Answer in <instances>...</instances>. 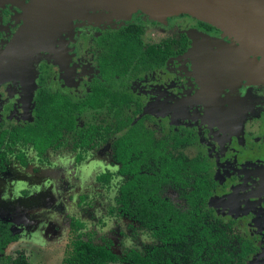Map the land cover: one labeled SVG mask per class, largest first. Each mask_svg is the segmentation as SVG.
I'll return each mask as SVG.
<instances>
[{"label":"flooded vegetation","instance_id":"1","mask_svg":"<svg viewBox=\"0 0 264 264\" xmlns=\"http://www.w3.org/2000/svg\"><path fill=\"white\" fill-rule=\"evenodd\" d=\"M27 8L28 18L15 31L0 55V84L11 79H26L35 50L49 43L61 23L85 11L58 21L45 43L35 47L19 64L7 66L4 64L7 63L4 61L7 49L18 32L28 20L38 23L34 0H30ZM30 8L34 15H31ZM132 25L138 27L136 38L140 48L136 56L127 58V36L122 31ZM194 28L203 36L214 34V27L204 22H197ZM145 34V29L135 23L99 34L94 43L97 77L80 99L73 100L61 91H49L41 83L30 110L32 120L25 122L27 117L19 118L13 127L0 128V179L6 174L7 155L13 154L14 147L29 146L39 159H43L48 151L62 148L68 136L72 135V149L80 152L75 157L77 163L82 162L85 154L102 150L108 152L112 163L117 166V174L124 179L118 189L120 213L151 231L152 236L162 244L154 248L165 246L162 238L124 211L119 202L121 188L135 175L153 177L157 201L169 204L177 215L201 216L205 225L216 224L219 231L224 230L228 235L227 243L225 240L220 249L232 256V264H243L258 249L264 250V84H260L255 62L246 59L248 52L257 53L245 49L232 36L229 37L240 49L234 53L220 44L206 43L205 40L193 43L184 33L146 45ZM150 48L170 54L162 62H154L148 56ZM190 50L191 61L186 63H190L189 68L195 73L192 78L196 88H191L194 92L190 91L191 81L181 65L174 66L181 64L179 58ZM257 56L260 61L261 57ZM13 59L18 58H10ZM170 61L177 62L172 65L173 68L169 67ZM133 76L140 79L137 84L140 99L128 91V81ZM111 82H115L116 86ZM149 88L154 91L152 98L149 97L152 91ZM225 90L232 97H222ZM176 96L182 98L180 104L184 108L195 105L196 113L189 110L182 115L178 111L173 115L158 113L154 122L143 114L144 103L147 106L149 99L158 104L161 98H166L165 103L170 105V100L178 99ZM39 101L45 115L50 110V104L56 107L59 130L49 143L43 137L42 145L36 146L30 133L22 139L16 132L27 131L35 125ZM86 109L98 116L103 113V118L79 128V116ZM15 158L21 170L22 167L27 169L22 154H17ZM130 170L137 171L134 175ZM110 178L111 174L107 172L99 175L97 181L109 183ZM168 192L182 204L178 205L170 199ZM215 192L218 218L208 210ZM23 198L27 197L21 196L20 200ZM228 211L236 217L235 223L221 220ZM0 223L9 224V231L17 236L12 232L11 223L1 219ZM206 248L207 245L205 251ZM244 248L249 252L240 257ZM153 249L145 255L130 252L146 256Z\"/></svg>","mask_w":264,"mask_h":264},{"label":"rangeland","instance_id":"2","mask_svg":"<svg viewBox=\"0 0 264 264\" xmlns=\"http://www.w3.org/2000/svg\"><path fill=\"white\" fill-rule=\"evenodd\" d=\"M29 2L0 0V55L15 31L28 18ZM197 22L202 21L181 11L152 16L136 10L125 18L106 10L89 9L81 12L61 23L49 43L35 50L26 79H11L0 84V128L13 127L19 118L27 117L25 122L32 120L30 110L41 83L49 91H61L73 100L82 98L97 77L95 38L129 23L145 29L146 45L184 33L193 43L205 40L206 43L220 44L233 53L240 51L234 39L216 27L213 35L203 36L194 28ZM191 50L179 58L181 64L170 61L169 67L181 65L191 81L190 91L194 92L191 88H196L192 78L195 73L189 68L190 63H186L191 61ZM246 59L255 64L259 62L255 53L248 52ZM139 80L133 76L128 81V91L138 99L142 98L137 86ZM111 83L116 86L115 82ZM260 84H264V80ZM153 92H150L149 97L152 98ZM223 92L222 97H232L225 93L226 90ZM176 97L178 99L170 100V105L165 103L166 98H161L158 104L149 99L147 106L146 103L143 105V114L154 122L158 113L173 115L178 111L182 115L188 110L196 113L195 105L184 108L180 104L182 98ZM100 118H103V113L98 116L86 109L79 116V128L97 122ZM12 152L7 155L6 174L0 179V219L11 223L12 232L18 236V241L5 249V256L14 258L17 252L22 251L28 264H62L70 255L73 242L80 240L109 248L119 258L113 264H125L122 260L130 251L145 255L154 247L162 245L151 231L120 213L118 189L124 179L117 174V166L112 163L106 150L85 154L82 162L77 163L75 157L80 152L72 149L70 135L62 148L48 151L43 159H39L29 146L18 145ZM17 154L23 155L27 169L19 168L15 158ZM107 172L111 174L109 183L98 182L97 177ZM167 195L178 205L182 204L171 193ZM21 196L27 198L20 200ZM215 197L216 192L208 210L218 218ZM227 213L225 218L220 217L221 220L235 223L236 217L231 211ZM243 264H264V250L258 249Z\"/></svg>","mask_w":264,"mask_h":264},{"label":"trees","instance_id":"3","mask_svg":"<svg viewBox=\"0 0 264 264\" xmlns=\"http://www.w3.org/2000/svg\"><path fill=\"white\" fill-rule=\"evenodd\" d=\"M122 33L126 34L127 58L136 56L140 46L136 38L138 27L129 26ZM135 36V37H134ZM124 44V43H123ZM150 48L148 56L154 62H162L170 53H161ZM135 52L134 54H132ZM131 54V55H130ZM37 122L27 131L16 132L19 138L26 139L30 133L36 146L42 145V139L48 143L55 138L59 130L56 107L50 104L45 115L41 102L37 106ZM13 135V134H12ZM47 143V144H48ZM41 149V148H38ZM120 158V155L118 156ZM137 170H130L135 175ZM156 182L147 175H135L120 190L119 202L124 211L140 222L144 227L153 229L155 236L162 238L165 246L154 248L148 255L140 256L130 252L123 260L128 264H232V256L227 255L220 245L227 243L228 235L219 231L216 224L203 223V218L177 215L169 204L157 201ZM9 224L0 223V264H28L24 252H17L14 258L4 256V249L17 241L9 231ZM207 245L206 251L205 247ZM215 246V248H212ZM205 251V252H204ZM247 249H243V257ZM118 257L109 248L96 246L91 242L76 240L71 252L62 264H112Z\"/></svg>","mask_w":264,"mask_h":264},{"label":"water","instance_id":"4","mask_svg":"<svg viewBox=\"0 0 264 264\" xmlns=\"http://www.w3.org/2000/svg\"><path fill=\"white\" fill-rule=\"evenodd\" d=\"M88 9L108 10L122 18L136 10L152 16L176 11L196 16L237 38L245 49L254 50L261 57L256 73L264 80V0H34L38 23L33 19L25 23L8 46L4 64H19L35 47L45 43L58 21ZM11 57L18 59L10 60Z\"/></svg>","mask_w":264,"mask_h":264},{"label":"bare ground","instance_id":"5","mask_svg":"<svg viewBox=\"0 0 264 264\" xmlns=\"http://www.w3.org/2000/svg\"><path fill=\"white\" fill-rule=\"evenodd\" d=\"M31 15H34L33 9L30 8Z\"/></svg>","mask_w":264,"mask_h":264}]
</instances>
